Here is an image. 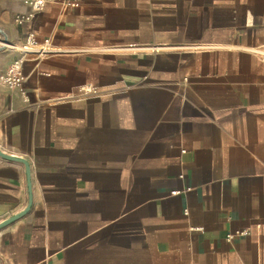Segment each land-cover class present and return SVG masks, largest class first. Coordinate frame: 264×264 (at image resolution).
<instances>
[{"label":"crops","instance_id":"0c3cea01","mask_svg":"<svg viewBox=\"0 0 264 264\" xmlns=\"http://www.w3.org/2000/svg\"><path fill=\"white\" fill-rule=\"evenodd\" d=\"M29 10L0 0V75L21 56L2 40L56 52L26 58L23 92L0 83V150L31 189L0 156V224L31 202L0 264H264V0Z\"/></svg>","mask_w":264,"mask_h":264},{"label":"built area","instance_id":"2783aa9c","mask_svg":"<svg viewBox=\"0 0 264 264\" xmlns=\"http://www.w3.org/2000/svg\"><path fill=\"white\" fill-rule=\"evenodd\" d=\"M24 4L29 7V12L26 14H19L15 18V22L18 25H22L25 22H28L32 18L35 17L36 14L42 12L45 7L52 2H58L65 9H74L80 5L81 0H23ZM2 43V42H1ZM2 45L6 48L16 49L21 53V56L13 61L8 69L0 75V83L2 85L20 90L23 92L24 83L26 81V75L23 70V65L26 58L29 55H35L36 57H44L50 54H54L56 51L50 47V39H45L43 43L38 40V37L35 33L30 32L26 36L25 43L21 46H15L10 44L2 43ZM168 45L159 44V45H120L112 47V50L118 52H155L159 53L167 48ZM173 49H201L204 48L200 44H192V45H182V46H173ZM254 52L264 60V48L255 49ZM82 91L87 94H93L95 90L91 86H83ZM24 100L28 101V98L23 93ZM190 189H187V191ZM180 193V191L172 192L173 195ZM242 235L245 232L241 233ZM230 239L231 236L229 235Z\"/></svg>","mask_w":264,"mask_h":264},{"label":"water","instance_id":"95a60500","mask_svg":"<svg viewBox=\"0 0 264 264\" xmlns=\"http://www.w3.org/2000/svg\"><path fill=\"white\" fill-rule=\"evenodd\" d=\"M2 43L10 44L8 41H5V40H2ZM10 45H12V44H10ZM0 156L3 157V158H5V159H8V160H13V161L21 162L22 164L25 165L26 172H27V177L29 179V182H28L29 191H31V189H30V166H29V163L27 162V160H25L23 158H19V157L12 156V155H8L6 153H3L1 150H0ZM30 206H31V202L29 204V207L25 211H23L22 213H20L18 215H15L14 217H12V218L6 220L5 222L1 223L0 224V228L6 226L8 224H10L11 222L15 221L19 217H21L24 214H26V212L30 209Z\"/></svg>","mask_w":264,"mask_h":264}]
</instances>
